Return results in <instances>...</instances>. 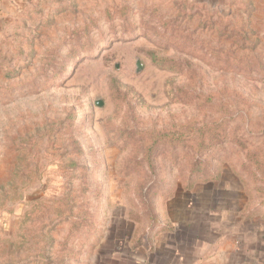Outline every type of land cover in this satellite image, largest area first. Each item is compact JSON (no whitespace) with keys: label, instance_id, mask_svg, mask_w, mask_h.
<instances>
[{"label":"rangeland","instance_id":"374dc122","mask_svg":"<svg viewBox=\"0 0 264 264\" xmlns=\"http://www.w3.org/2000/svg\"><path fill=\"white\" fill-rule=\"evenodd\" d=\"M170 226L264 264V0L19 2L0 18V264H110Z\"/></svg>","mask_w":264,"mask_h":264},{"label":"crops","instance_id":"0c3cea01","mask_svg":"<svg viewBox=\"0 0 264 264\" xmlns=\"http://www.w3.org/2000/svg\"><path fill=\"white\" fill-rule=\"evenodd\" d=\"M24 1L0 0V18L16 11L19 2L21 6ZM151 236L145 237L140 245L129 253L121 251L115 243L112 253L107 256L108 261L110 264H221L222 262L227 264L228 262L229 252H223L224 255L219 253L217 256L213 254L212 247L202 250V245L199 243L195 245L192 238L183 235L176 226L166 227Z\"/></svg>","mask_w":264,"mask_h":264},{"label":"water","instance_id":"95a60500","mask_svg":"<svg viewBox=\"0 0 264 264\" xmlns=\"http://www.w3.org/2000/svg\"><path fill=\"white\" fill-rule=\"evenodd\" d=\"M140 68H141V65L137 62V68H136V71L138 72V71L140 70ZM97 104H100V102H99V103L97 102Z\"/></svg>","mask_w":264,"mask_h":264}]
</instances>
